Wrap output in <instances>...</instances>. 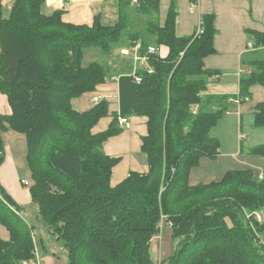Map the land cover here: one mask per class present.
<instances>
[{
  "label": "trees",
  "instance_id": "obj_1",
  "mask_svg": "<svg viewBox=\"0 0 264 264\" xmlns=\"http://www.w3.org/2000/svg\"><path fill=\"white\" fill-rule=\"evenodd\" d=\"M46 1L15 0L9 17L0 14V91L12 109L0 114V166L6 158L2 133L25 135L32 200L47 233L62 242L68 264H264L260 172L235 169L219 181L190 184L191 170L202 158L218 156L221 142L212 129L229 110L227 96L203 95L218 74L205 63L216 52L215 16L203 17L201 36H180L172 2L163 24L128 33L123 13L115 25L103 24L100 16L92 25L75 24L64 21L63 9L45 14ZM139 8L157 13L159 0H140ZM256 39V46L264 45V33ZM126 41L131 46L141 41V53L150 45L165 46L169 53L150 55L153 72L140 70V82L132 73L119 75L108 60L84 64L87 50L98 48L109 58ZM115 76L120 112L108 129L93 133L109 115V102L79 111L72 100ZM254 85L264 86V60L253 62L241 77L237 98H250ZM193 104L199 105L198 114ZM131 116L147 117L141 148L149 170L131 171L112 186L120 158L108 155L104 145L123 130L120 117ZM254 116V126L264 128V101ZM250 154L264 157V143ZM23 210L0 183V264L35 258L34 226ZM163 221L172 224L174 248L158 263L151 244Z\"/></svg>",
  "mask_w": 264,
  "mask_h": 264
},
{
  "label": "crops",
  "instance_id": "obj_2",
  "mask_svg": "<svg viewBox=\"0 0 264 264\" xmlns=\"http://www.w3.org/2000/svg\"><path fill=\"white\" fill-rule=\"evenodd\" d=\"M172 2L176 4V31L180 36L195 35L205 15L215 16L216 52L206 57L205 63L207 68L218 74L209 80L203 95L227 96L229 103V110L212 129V135L220 139V152L214 159L202 158L200 164L191 170L190 184L195 186L219 181L228 171L235 169H253L264 173V157L250 154V149L254 146L250 148L245 146V141L249 137L246 127L254 125L255 107L264 101V86L254 85L248 100L240 104L236 102L241 77L252 71L253 62L264 60V45L256 46V33H264V0H159L157 13L142 10L139 8L140 2L135 3L132 0H47L43 12L50 15L55 10L63 9L64 21L88 25L93 24L96 16H100L105 25H115L123 13L128 17L127 32L143 33L152 22L164 23ZM143 16L147 17L145 22H141ZM249 44L256 46L257 49L249 48ZM132 46L128 42L117 47L114 52L116 55H112L115 59L109 60L110 66L117 70L119 75L132 73L134 70L133 61L127 63L131 57L121 53L122 49H131ZM160 52L166 56L169 49L162 46ZM119 95V76H115L98 86L96 91L74 98L72 104L75 109L86 111L95 105V97L109 102V115L101 118L93 128V133H100L108 129L113 114L120 112ZM213 109H216V106H213ZM11 111L7 96L0 91V114H10ZM128 119L131 127L123 128L104 145L108 155L120 158V162L113 168L112 186L122 182L131 171L149 170L147 156L141 148L142 137L148 132L147 117L131 116ZM218 128L222 131L214 133ZM2 136L6 158L0 166V183L14 200L24 207L21 211L23 217L34 226L36 251L35 258L31 261L33 264H68L67 251L62 245H58L60 241L55 242L53 236L47 233L38 216L39 206L32 200L29 189L32 183L23 176L27 151L24 150L22 156L20 151L21 145L27 148L25 135L8 129ZM22 180L28 181L29 184H22ZM27 215H30V218ZM165 224L167 223L163 221L160 234L151 244L152 256L158 263L169 257L173 251L172 227L167 224L168 227L162 233ZM37 235L40 237L39 240Z\"/></svg>",
  "mask_w": 264,
  "mask_h": 264
},
{
  "label": "built area",
  "instance_id": "obj_3",
  "mask_svg": "<svg viewBox=\"0 0 264 264\" xmlns=\"http://www.w3.org/2000/svg\"><path fill=\"white\" fill-rule=\"evenodd\" d=\"M135 3H139L140 0H132ZM205 31V27H204V21L202 20L196 30L195 36H201ZM143 48V44L141 41H136L131 49H122L121 53L125 56H129L131 57L133 64H134V70L132 72V75L135 77V80L137 82H140L142 80V76L139 73L140 70H146L148 72H153V67L149 64V58L150 55L152 54H158L160 53V48L155 46V45H150L147 49L146 52L141 53ZM249 48L251 49H257L256 46H253L252 44H249ZM246 100H248V98H246ZM98 101H100L99 97H95L94 98V102L97 103ZM237 103H241L242 102V98H238L236 99ZM192 111L194 114H198L199 113V105L198 104H193L192 105ZM120 122V126L128 129L131 127L130 121L128 118L126 117H120L119 119ZM259 179H264V173L260 172L259 174ZM22 184L28 185V181L26 180H22L21 181ZM20 214H22V212H20ZM256 218L258 219V221H262V215L259 213L255 214ZM248 217H250L248 215ZM165 219V217H164ZM170 227H172V224H169ZM22 264H33V262L31 260H25L22 262Z\"/></svg>",
  "mask_w": 264,
  "mask_h": 264
},
{
  "label": "rangeland",
  "instance_id": "obj_4",
  "mask_svg": "<svg viewBox=\"0 0 264 264\" xmlns=\"http://www.w3.org/2000/svg\"><path fill=\"white\" fill-rule=\"evenodd\" d=\"M15 0H0V14L3 17H9L10 15V11H11V6L13 5ZM143 19H141V22H145L147 17L143 16ZM141 26V24H140ZM131 28H133V26H131ZM118 52V51H117ZM0 53H1V46H0ZM114 54V53H113ZM116 54H114L115 56ZM120 55V53H119ZM114 56L112 57H104L103 54H101V51L98 48H92L90 50H87L84 56V64H89L92 61H109L110 59H115ZM223 117V116H222ZM246 129H248V133H249V137L248 139L245 141V146L250 148L252 146H255L257 144H263L264 143V128H257L254 125H249L248 127H246ZM222 131L221 128H218L217 130H214V133ZM213 133V132H212ZM22 151H20V156H22V154L24 153V150L27 151L26 146H22ZM18 152V151H17ZM19 153V152H18ZM23 176H25L27 178V180L32 183V174H31V169L28 165L27 160L25 159V168L22 171ZM28 218H30V215H27ZM168 227L167 224L163 225L162 227V233L165 232L166 228ZM35 232V230H34ZM263 237V242H264V235H262ZM39 235H37V240H39ZM54 241L59 242L56 238V236H53ZM173 244V243H172ZM58 245H62V242L60 241L58 243ZM63 246V245H62ZM173 248H174V244H173Z\"/></svg>",
  "mask_w": 264,
  "mask_h": 264
}]
</instances>
